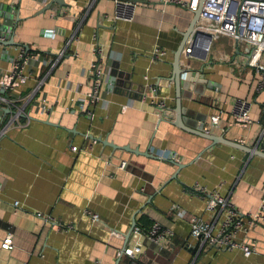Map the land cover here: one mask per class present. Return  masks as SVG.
Listing matches in <instances>:
<instances>
[{"label":"crops","instance_id":"crops-1","mask_svg":"<svg viewBox=\"0 0 264 264\" xmlns=\"http://www.w3.org/2000/svg\"><path fill=\"white\" fill-rule=\"evenodd\" d=\"M47 1L18 0L16 5L14 41L46 62L61 55L50 68L35 65L20 88H31L44 75L38 90L44 113L24 126H9L0 137V240L10 234L12 244L0 248V264H264L263 226L235 233L237 242L253 245L248 256L237 249L192 252L195 241L186 219L173 212L177 208L185 216L209 218L203 200L188 189L194 185L217 189L243 215L264 202V157L221 143L196 157L208 141L174 124L171 63L192 18L177 2L188 0H130V22L112 20L111 0H62V6L52 3L37 13ZM4 5L8 0H0ZM4 12L0 7V22ZM95 46L104 77L91 103L89 66ZM203 46L204 36L194 35L190 53L179 55L180 69H189L195 79L188 82L181 75L183 123L216 114L219 123H228L223 138L257 148L264 89L255 87L260 76L264 79V68L258 71L254 63L264 67V51L249 64L246 45L219 35L200 60ZM154 50L162 55L153 56ZM10 54L6 49L0 58V72ZM110 65L126 77L125 89L107 87ZM236 98L249 102L245 128L229 123ZM153 100L163 103V115ZM107 142L159 158L169 153L186 166L168 179L174 166ZM83 210L97 214L99 221L91 222ZM141 217L148 227L156 223L169 229L167 242H149L139 229ZM131 218L134 228L120 254Z\"/></svg>","mask_w":264,"mask_h":264},{"label":"built area","instance_id":"built-area-1","mask_svg":"<svg viewBox=\"0 0 264 264\" xmlns=\"http://www.w3.org/2000/svg\"><path fill=\"white\" fill-rule=\"evenodd\" d=\"M17 1L8 0L10 7L8 18L2 17V22H0L3 26V29H0V53L1 50L6 53V49L12 51L6 70L0 72V137L5 134L9 126H24L31 117L44 113L43 97L38 95L44 75L36 78L31 88L23 90L20 88L24 85L35 65L43 62L46 67L50 68L61 55L59 51L51 61L46 62L40 53L29 50L24 45L18 43L13 45L2 44L13 32ZM111 1L113 3L112 20L130 22L133 16L134 3L130 0ZM177 3L191 11L196 8L198 0ZM194 35L204 36V46L202 47L204 53L219 35L230 38L235 45H246L250 56L248 63L250 64L264 51V0H202L198 17L181 49L185 56L192 50V37ZM152 55L161 56L162 52L154 50ZM101 58L100 49L95 46L93 60L89 66L90 90L88 98L91 103H95L98 99V90L104 77L103 71L99 67ZM254 67L258 71H262L264 68L258 62L254 63ZM255 89L257 91L264 89L262 76L257 79ZM149 91L152 92L153 88H149ZM153 106L158 114L163 115L165 113L161 101L153 100ZM248 112L249 102L247 100L234 99L229 112V123L238 128H245L250 122ZM209 121L211 126L215 125L218 122V116L216 114L209 116ZM238 143L242 144V140H238ZM256 149L264 153V124L257 140ZM70 150L74 151L75 147L71 146ZM167 155L169 153L160 158H166ZM171 158L174 160L173 155ZM122 165L123 162H120L119 166L122 167ZM188 189L203 200L204 210L209 214V218L203 220L193 215L185 216L183 210L177 208H173V212L177 217H185L188 235L195 241L199 249H237L243 256H248L253 252L254 247L251 243L237 242L234 236L237 231L247 230L248 232L257 225L264 227V202H260L254 212L243 215L238 212L229 198L220 194L217 189L205 190L197 185ZM16 204V201L12 202L13 207ZM83 213L88 216L91 222L99 221L97 214L88 210H83ZM35 216L42 218L39 213H36ZM43 219L46 220L47 217H43ZM144 234L149 242L162 246L167 242L171 232L167 228H161L156 223H152ZM11 246V236L5 234L0 240V248L8 250Z\"/></svg>","mask_w":264,"mask_h":264},{"label":"water","instance_id":"water-1","mask_svg":"<svg viewBox=\"0 0 264 264\" xmlns=\"http://www.w3.org/2000/svg\"><path fill=\"white\" fill-rule=\"evenodd\" d=\"M52 3L58 5L59 7L64 4L62 0H48L47 3L44 6H42L37 13L43 12L44 10L48 9ZM201 3H202V0H198L196 8L194 10H191L192 18H191V21L189 23L188 30L185 33L184 40L182 41V43L176 49V51L174 53V56H173V61L171 63V79L170 80L172 81L173 88H174V107H173V112L175 114V117H174L175 122H174V124L176 126H178L180 129H182V130H184V131H186L188 133L194 134V135H196V136H198L200 138H203V139L208 141L209 144L205 145L200 150L199 154H197L196 157H199L201 152L207 150L210 145H213L215 143L225 144V145H228V146H232L234 148H238V149H240V150H242V151H244V152H246L248 154H254V155H257V156L264 157V153L260 152L255 147L253 149H251V148L246 147L244 145H241V144H239V143H237L235 141L223 138V135H222L223 133H221V131L225 128V126L228 123H225L223 125V124L217 122L215 125L211 126L209 118L208 119H203V118L201 119V118H197L196 117L194 122H191V123H188V124L186 122L184 124L182 119H181L182 111H181V108H180V105H179V97H180V93H181L180 86H181V81H182V78H181L182 76L181 75L183 73H185L184 74L185 76L183 77V79H185L188 82H192V80H195V79H192V76H190V70L189 69H186V70H181L180 69L179 55L181 53V49L183 47L184 41H185V39L187 38V36L189 35V33L191 31L192 25H193V23L195 22V20L198 17V13L200 11ZM0 7L4 8V10H5V12L3 13V17H7L8 18V11L10 10V7L8 5H4V6H0ZM17 19H18L17 17H14V23L17 21ZM0 29H3V26L1 24H0ZM2 44L3 45L17 44L14 41V39H13V32H12V34H10L9 38L6 41H4ZM204 54H205L204 51H201V54L199 56L200 60L204 57ZM3 55H4V51L1 50L0 57H2ZM110 66H111V69L109 70V72L107 74V78H106L107 87H109V89H110L113 86H115L114 89H121V88L125 89L126 86H127V83L125 82L126 77L120 76L119 73L116 72V70H114V66L113 65H110ZM106 144L109 147L113 148V149H120V150H124L126 152H130V153H133V154H140V155L145 156V157H153V158H157L159 160H162L164 162H167L168 164L174 166V171H173L172 174H170L168 176V179H174L176 173L178 172V170L180 168L186 166V163H180V162H177V161L173 160L171 158L170 154L167 155L166 158H159L157 155L149 154L147 150H145V152H138L136 149H130L127 146L117 147V146H114V145H112L111 143H108V142ZM190 162L192 163L193 160H191ZM190 162H188V163H190ZM133 228H134V221L131 218L129 229L127 230V232L124 235V242H123L120 254L122 253V251L124 249L125 240H126L127 236L129 235L130 231ZM250 230H252V229H250ZM190 250L192 252L195 251V250L197 252L201 251V249H199L197 247L196 243H194L193 246L190 247Z\"/></svg>","mask_w":264,"mask_h":264},{"label":"trees","instance_id":"trees-1","mask_svg":"<svg viewBox=\"0 0 264 264\" xmlns=\"http://www.w3.org/2000/svg\"><path fill=\"white\" fill-rule=\"evenodd\" d=\"M143 222H142V225H140V230L142 231V232H145L146 230H147V228H148V226H146V224H147V220L146 219H144L143 217H141L140 218Z\"/></svg>","mask_w":264,"mask_h":264}]
</instances>
